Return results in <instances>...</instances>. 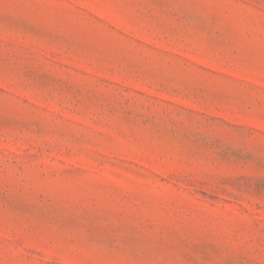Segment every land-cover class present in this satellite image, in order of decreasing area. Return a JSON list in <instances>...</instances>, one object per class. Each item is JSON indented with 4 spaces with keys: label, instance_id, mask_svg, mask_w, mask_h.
<instances>
[{
    "label": "rangeland",
    "instance_id": "obj_1",
    "mask_svg": "<svg viewBox=\"0 0 264 264\" xmlns=\"http://www.w3.org/2000/svg\"><path fill=\"white\" fill-rule=\"evenodd\" d=\"M0 264H264V0H0Z\"/></svg>",
    "mask_w": 264,
    "mask_h": 264
}]
</instances>
